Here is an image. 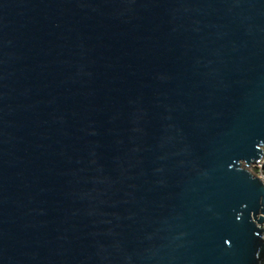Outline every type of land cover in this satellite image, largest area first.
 Segmentation results:
<instances>
[{
	"label": "water",
	"instance_id": "obj_1",
	"mask_svg": "<svg viewBox=\"0 0 264 264\" xmlns=\"http://www.w3.org/2000/svg\"><path fill=\"white\" fill-rule=\"evenodd\" d=\"M264 0H0V264H264Z\"/></svg>",
	"mask_w": 264,
	"mask_h": 264
},
{
	"label": "built area",
	"instance_id": "obj_2",
	"mask_svg": "<svg viewBox=\"0 0 264 264\" xmlns=\"http://www.w3.org/2000/svg\"><path fill=\"white\" fill-rule=\"evenodd\" d=\"M249 169L264 181V156L249 166ZM264 228V222L260 224Z\"/></svg>",
	"mask_w": 264,
	"mask_h": 264
},
{
	"label": "bare ground",
	"instance_id": "obj_3",
	"mask_svg": "<svg viewBox=\"0 0 264 264\" xmlns=\"http://www.w3.org/2000/svg\"><path fill=\"white\" fill-rule=\"evenodd\" d=\"M255 162V161H254ZM254 162L247 164L245 161L242 162V165L249 169V166L252 165ZM250 170V169H249Z\"/></svg>",
	"mask_w": 264,
	"mask_h": 264
}]
</instances>
